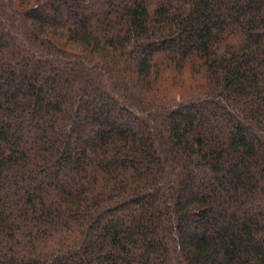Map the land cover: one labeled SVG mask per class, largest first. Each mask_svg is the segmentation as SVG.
I'll use <instances>...</instances> for the list:
<instances>
[{"label": "trees", "instance_id": "trees-1", "mask_svg": "<svg viewBox=\"0 0 264 264\" xmlns=\"http://www.w3.org/2000/svg\"><path fill=\"white\" fill-rule=\"evenodd\" d=\"M0 264H264V0H0Z\"/></svg>", "mask_w": 264, "mask_h": 264}]
</instances>
